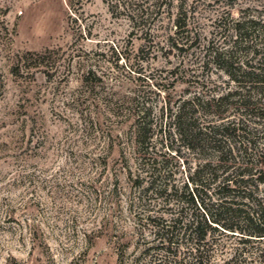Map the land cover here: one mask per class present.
Returning <instances> with one entry per match:
<instances>
[{
	"label": "rangeland",
	"instance_id": "374dc122",
	"mask_svg": "<svg viewBox=\"0 0 264 264\" xmlns=\"http://www.w3.org/2000/svg\"><path fill=\"white\" fill-rule=\"evenodd\" d=\"M108 1L0 0V264L139 254L137 107L151 109L156 129L148 156L180 186L195 158L166 139L167 107L196 89L189 65L217 20H264V0H158L134 26L121 0ZM180 14L197 37L185 51L169 38Z\"/></svg>",
	"mask_w": 264,
	"mask_h": 264
},
{
	"label": "trees",
	"instance_id": "16d2710c",
	"mask_svg": "<svg viewBox=\"0 0 264 264\" xmlns=\"http://www.w3.org/2000/svg\"><path fill=\"white\" fill-rule=\"evenodd\" d=\"M120 2L138 26L158 0ZM108 3L117 6L119 0ZM179 17L169 38L172 47L185 51L197 37ZM217 21L189 65L196 89L166 111V139L195 158L180 186L162 181L156 158L148 156L156 130L151 109H136L133 137L149 180L143 185L146 176L133 178L139 188L133 217L144 247L129 261L119 251L117 264L264 261V247L253 244L264 240V20L243 13L227 23Z\"/></svg>",
	"mask_w": 264,
	"mask_h": 264
}]
</instances>
